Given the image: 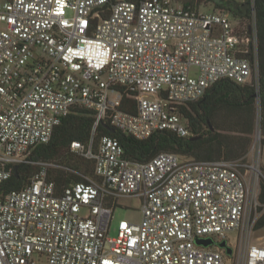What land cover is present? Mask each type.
Listing matches in <instances>:
<instances>
[{"label": "built area", "instance_id": "obj_1", "mask_svg": "<svg viewBox=\"0 0 264 264\" xmlns=\"http://www.w3.org/2000/svg\"><path fill=\"white\" fill-rule=\"evenodd\" d=\"M246 1L251 19L236 21L173 0H0V187L15 167H39L0 196V264H264V246L243 247L262 213L250 186L261 170L172 153L135 163L116 137L96 139L103 124L139 141L191 137L180 106L224 79L258 87L255 0ZM124 95L134 111L122 110ZM76 107L95 121L70 151L93 161L96 177L59 195L49 175L66 166L30 154ZM123 198L140 201L141 218L121 220L112 237Z\"/></svg>", "mask_w": 264, "mask_h": 264}, {"label": "trees", "instance_id": "obj_2", "mask_svg": "<svg viewBox=\"0 0 264 264\" xmlns=\"http://www.w3.org/2000/svg\"><path fill=\"white\" fill-rule=\"evenodd\" d=\"M116 2L118 0H111ZM140 4L146 0H125ZM184 8L199 10L202 1L213 4L235 20H250L249 2L238 0H173ZM255 19L258 38L259 79L256 82L238 84L221 80L214 84L203 98L187 106H180L179 113L193 136L182 138L170 131L153 134L139 141L116 130L111 133L108 124L98 127L96 139L109 135L119 139L125 157L132 162L146 163L161 153H172L199 161L242 160L247 157L253 143L255 127L261 130V148L264 149V0H255ZM134 102L123 96L122 110L132 112ZM94 111L76 107L56 127L52 139L36 146L32 161H52L66 166L67 170L52 169L49 178L56 183L57 194L76 182H86V177L95 178L93 161L86 160L70 151L73 141L88 143L92 136ZM111 128V127H109ZM113 129V128H112ZM37 165H22L0 187V196L26 187L38 173ZM259 200L264 204V176L260 182ZM257 219L255 230L264 228V209Z\"/></svg>", "mask_w": 264, "mask_h": 264}, {"label": "rangeland", "instance_id": "obj_3", "mask_svg": "<svg viewBox=\"0 0 264 264\" xmlns=\"http://www.w3.org/2000/svg\"><path fill=\"white\" fill-rule=\"evenodd\" d=\"M238 1H244V0H238ZM178 4L181 5V3ZM199 11L206 13V12H216L217 10L214 8L213 4L202 1L199 6ZM260 140H261V130L258 126H256L253 135V143L250 149V153L247 157V163L253 165L257 170H261L262 174H258V177H256L255 175L254 181L250 183V186H252V188L258 194V196L260 195V187H261L260 182L262 177L264 176V149L261 148ZM183 159H191V158L183 157ZM261 205H262L261 207L264 209V204L261 203ZM87 213L88 212L84 210L81 213V215H86ZM140 218H141L140 201L135 198L121 199L120 205L116 208L115 211L114 220L112 223V231L110 235L112 237H115L117 235L118 224L121 220L139 222ZM228 237L230 239V241H228V244H233L234 239L237 237V233L235 232L230 233ZM249 244L264 246V228L260 230H255L254 228L251 231L249 236L245 238L243 247L245 248Z\"/></svg>", "mask_w": 264, "mask_h": 264}, {"label": "water", "instance_id": "obj_4", "mask_svg": "<svg viewBox=\"0 0 264 264\" xmlns=\"http://www.w3.org/2000/svg\"><path fill=\"white\" fill-rule=\"evenodd\" d=\"M107 129L111 133L115 132V129H112V128H109V127ZM17 171H18V167H15V172L17 173ZM260 174H262V173L260 172ZM196 243L198 245H203V246H206V247L214 244L212 239H197ZM218 246L220 248L224 249L226 251L227 255H231L232 254V248L227 245L226 241H222L221 243H219Z\"/></svg>", "mask_w": 264, "mask_h": 264}]
</instances>
